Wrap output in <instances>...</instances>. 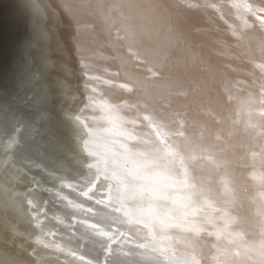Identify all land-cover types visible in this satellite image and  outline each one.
Masks as SVG:
<instances>
[{"label": "bare ground", "instance_id": "6f19581e", "mask_svg": "<svg viewBox=\"0 0 264 264\" xmlns=\"http://www.w3.org/2000/svg\"><path fill=\"white\" fill-rule=\"evenodd\" d=\"M179 1H11L21 13L14 37L32 62L30 90L78 156L67 172L64 158L45 159L51 150L35 132L18 141L28 163L35 154L49 166L56 159L66 174H47L64 189L50 190L59 210L48 225V204L18 189L16 156L0 155V264H264V142L249 135L264 131L261 113H249L251 100L232 101L213 76L221 116L202 78L187 76L196 42L184 26L225 12L201 9L187 20ZM222 195L237 200L245 226L216 216ZM75 223L79 230H66Z\"/></svg>", "mask_w": 264, "mask_h": 264}, {"label": "rangeland", "instance_id": "374dc122", "mask_svg": "<svg viewBox=\"0 0 264 264\" xmlns=\"http://www.w3.org/2000/svg\"><path fill=\"white\" fill-rule=\"evenodd\" d=\"M178 3L184 7L182 9L184 14L180 17L187 20H192L193 15L201 9L212 12V15L219 10L225 12L224 18L217 19L215 17L208 23L202 18V22L195 26L188 28L184 26L183 32L189 42L192 39L196 42L194 46L191 44L187 48L192 52L193 58L191 72H188L187 76L190 78L196 75L197 78H202L206 88L208 87L207 91L212 93L211 96L215 100L219 97L212 87L213 79L211 78L219 77V80L225 82V87L233 98L232 101H236L238 104L240 100H245L246 106L247 102L251 100L247 104L252 109L249 110V113L257 108L253 113H261L259 119L264 130V0H182ZM181 68L185 69L186 67L181 65ZM234 89L240 92H235ZM216 96L217 98H215ZM256 97L259 98V101H255ZM218 99L216 100L217 108H219L217 112L219 111L218 114L220 113L222 116L220 108L223 106L220 105ZM253 101L257 102L258 106H255ZM203 102L207 107L204 100ZM198 104L200 105L199 100ZM240 107L243 106L240 105ZM223 127L227 130L225 125ZM256 131H249V133L251 132L249 135L257 139L256 143L264 142V131L262 133L261 131L259 133V130ZM261 144L260 146H263L264 143ZM227 158H231V156L227 154ZM249 193L254 196V199L256 195L250 190ZM257 198L262 200L261 197ZM220 199L227 205L220 204L221 209L215 212L216 216L223 219L224 223L227 222L226 225L245 226L244 222H248L250 219L245 217L243 220L237 216V209H235L237 200L225 197V195H222ZM236 229L238 230V228Z\"/></svg>", "mask_w": 264, "mask_h": 264}, {"label": "water", "instance_id": "95a60500", "mask_svg": "<svg viewBox=\"0 0 264 264\" xmlns=\"http://www.w3.org/2000/svg\"><path fill=\"white\" fill-rule=\"evenodd\" d=\"M11 1L12 0H0V92L9 91V93L7 92V98L3 96L0 97V155L4 158L11 154L16 156V161L21 166L20 169L22 168L24 172L22 174L23 180L14 177L15 180L20 183L18 189L28 196L35 195L38 199L42 200L43 204H48L45 205L46 208L43 207L45 211H43L42 214H44L41 215L44 217V222L49 225L50 222L51 224L54 222L52 214H56V211L59 210L57 200L51 196L50 190L52 191V188H54L62 192L64 189L63 186H61L62 188L59 187L61 185L60 181L54 182L49 179L50 176L48 175H51V172H53V176L57 175V177L62 176L65 178L66 174L56 165V159L54 164L50 163V166L52 167L53 165L54 169L50 168L47 161L39 159L36 154L35 165L28 163L18 141L22 138L23 133H28L30 130L35 132V135L39 136V138L45 142L46 148L52 152H49V156L43 153L45 159L52 161L54 160L52 156L64 158V161L70 167V169H66L67 172L72 169V162L70 159H74L78 154L74 150L65 151L64 146L58 141L62 128L58 126V124L53 126L52 122H47L45 120V109L42 100L39 98L37 91H35L34 97L30 90L32 62L30 60V54L27 52L28 46L25 45L24 47V45L22 43L20 44L18 39L14 37V28H16L15 23L17 24L14 19L17 18V16H21V13L17 12L16 9L12 7ZM6 2L11 4V7H9ZM9 14H11L13 18ZM20 29L22 30V28ZM53 85L56 87L55 84ZM59 97L61 96L57 94L56 98L58 99ZM2 104L10 111V114L13 115L16 121L12 118L10 119L12 120L11 122L2 120L7 117L5 114L6 109L3 111L1 108ZM61 105L62 104H59L57 110L61 108ZM57 128H59V130ZM70 130L68 128L65 129L67 132ZM51 136L55 137L57 142L53 140ZM79 144L83 145L84 148L91 147L89 141H82ZM85 160L87 161L85 162L86 166L90 168V170H94L93 166L90 164L91 160L88 158ZM94 171L96 172V170ZM64 174L65 176H63ZM79 227L78 223H75L65 228L67 231H77ZM78 244L84 245V243L81 244L80 242H78ZM87 246L91 251L92 249L95 250L93 245Z\"/></svg>", "mask_w": 264, "mask_h": 264}, {"label": "snow or ice", "instance_id": "6c2138e0", "mask_svg": "<svg viewBox=\"0 0 264 264\" xmlns=\"http://www.w3.org/2000/svg\"><path fill=\"white\" fill-rule=\"evenodd\" d=\"M261 255L264 256V249H262V251H261Z\"/></svg>", "mask_w": 264, "mask_h": 264}]
</instances>
